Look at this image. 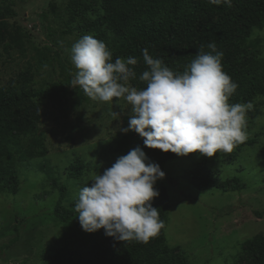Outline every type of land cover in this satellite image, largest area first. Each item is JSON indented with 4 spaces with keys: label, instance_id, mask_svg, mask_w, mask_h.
I'll use <instances>...</instances> for the list:
<instances>
[{
    "label": "rangeland",
    "instance_id": "obj_1",
    "mask_svg": "<svg viewBox=\"0 0 264 264\" xmlns=\"http://www.w3.org/2000/svg\"><path fill=\"white\" fill-rule=\"evenodd\" d=\"M82 1L92 9L86 7L78 16L72 0H0V9L16 11L0 38V88L40 91L61 79L71 89L60 101L38 102L36 142L27 136L23 145H10L22 184L17 193L0 191V264L74 263L78 250L93 245L97 236L83 230L78 216L64 223L55 215L60 187H67L63 203L68 208L96 174L136 148L129 139L134 131H121L128 128L132 114L127 101L93 100L72 84L78 70L71 48L83 36L76 27L102 13L101 0ZM243 48L241 62L253 65L252 57L264 62V27L253 28ZM145 69L142 63L135 66L137 75ZM129 84L135 87L133 80ZM252 105L242 143L255 144L244 146L235 161L225 160L223 152L213 157L199 152L177 155L166 163L165 178L155 185L169 198L164 248L185 264H236L243 243L264 235V215L257 214L264 211V96ZM78 159L89 170L71 178L67 168ZM199 162L219 180L238 177L247 187L223 191L192 186L184 175Z\"/></svg>",
    "mask_w": 264,
    "mask_h": 264
},
{
    "label": "trees",
    "instance_id": "obj_2",
    "mask_svg": "<svg viewBox=\"0 0 264 264\" xmlns=\"http://www.w3.org/2000/svg\"><path fill=\"white\" fill-rule=\"evenodd\" d=\"M100 6L102 13L94 19L79 22L76 30L83 36L92 34L104 41L112 52V62L118 57L131 56L147 70L142 54V49L147 48L150 55L162 59L174 72H183L201 46L204 51H209L207 45L214 42L224 53V72L238 84L229 103H252L256 97L264 96V62L252 57L254 64L250 65L241 62L239 57L246 52L243 45L251 37L252 29L264 27V0H232L231 7L210 4L208 0H101ZM72 7L78 16L84 14L86 7L92 9L82 0H72ZM15 15L16 11L11 7L0 9V38L8 26L7 19ZM41 16L48 17L46 13ZM138 77L133 83L142 90L146 83ZM70 93V85L61 79L40 91L28 86L0 88V191L17 193L22 184L18 175L19 161L13 159L10 145L15 142L18 146L23 145L21 142L27 136H33V142H36L38 102L60 101ZM129 139L144 150L149 162L158 163L165 174L166 163L177 158L178 154L148 148L144 144L145 138L135 131ZM254 144L255 141L237 144L232 152L224 153L225 160L235 161L244 146ZM88 170L86 162L78 159L67 168V174L79 178ZM184 177L192 186L203 190L212 186L223 191H242L247 187L238 177L219 180L215 171L204 162L195 164ZM53 181L58 185L57 180ZM66 197L67 187L61 186L55 215L64 223H71L78 216L75 204L79 197L68 208L63 203ZM168 199L166 191L159 190V196L151 201L159 209L164 225ZM257 214L263 216L264 211ZM96 236L93 245L78 250L72 264H185L181 256L164 248V227L147 243L118 241L107 236L104 229L96 231ZM236 264H264L263 234L243 243Z\"/></svg>",
    "mask_w": 264,
    "mask_h": 264
},
{
    "label": "clouds",
    "instance_id": "obj_3",
    "mask_svg": "<svg viewBox=\"0 0 264 264\" xmlns=\"http://www.w3.org/2000/svg\"><path fill=\"white\" fill-rule=\"evenodd\" d=\"M208 2L232 6V0ZM207 48L201 46L183 72H174L142 49L147 70L138 79L146 87L138 90L129 84L137 78L138 59L118 57L112 62L104 41L84 35L71 48V61L78 70L72 84L93 100H126L132 114L128 128L121 131H135L148 148L180 156L230 153L246 139V113L253 105L229 103L238 84L223 70L224 53L214 42ZM165 175L139 146L119 157L79 192L75 210L83 230L104 229L118 241L147 243L164 227L151 201L159 196L155 185Z\"/></svg>",
    "mask_w": 264,
    "mask_h": 264
}]
</instances>
